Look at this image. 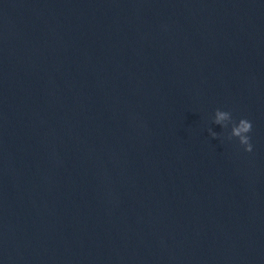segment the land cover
<instances>
[{"label": "water", "instance_id": "water-1", "mask_svg": "<svg viewBox=\"0 0 264 264\" xmlns=\"http://www.w3.org/2000/svg\"><path fill=\"white\" fill-rule=\"evenodd\" d=\"M0 264H264V0H0Z\"/></svg>", "mask_w": 264, "mask_h": 264}, {"label": "clouds", "instance_id": "clouds-1", "mask_svg": "<svg viewBox=\"0 0 264 264\" xmlns=\"http://www.w3.org/2000/svg\"><path fill=\"white\" fill-rule=\"evenodd\" d=\"M210 120L213 124L221 126L227 140H236L245 152L253 151L254 146L251 137L253 122L251 119L246 116L236 117L232 110L216 107L210 114ZM207 130L212 137H217L219 135V133L214 131L211 127Z\"/></svg>", "mask_w": 264, "mask_h": 264}]
</instances>
